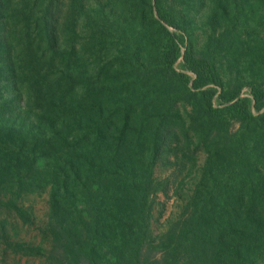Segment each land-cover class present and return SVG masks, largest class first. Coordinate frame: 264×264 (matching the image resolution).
<instances>
[{
  "label": "trees",
  "instance_id": "obj_1",
  "mask_svg": "<svg viewBox=\"0 0 264 264\" xmlns=\"http://www.w3.org/2000/svg\"><path fill=\"white\" fill-rule=\"evenodd\" d=\"M66 1L0 0V204L26 221L21 199L48 188L42 231L62 264H257L264 0ZM198 150L185 209L156 238L171 181L157 165L193 167Z\"/></svg>",
  "mask_w": 264,
  "mask_h": 264
},
{
  "label": "rangeland",
  "instance_id": "obj_2",
  "mask_svg": "<svg viewBox=\"0 0 264 264\" xmlns=\"http://www.w3.org/2000/svg\"><path fill=\"white\" fill-rule=\"evenodd\" d=\"M84 1L86 8L93 9L98 8L99 1L105 2L106 0ZM69 2L70 0L66 1L68 5ZM64 10L67 9L64 8ZM167 27L171 31H176V28L172 25L167 24ZM176 67L183 70L180 61L176 64ZM190 73L192 74V72ZM242 94L250 95L248 85L243 88ZM216 105L222 106L219 102H216ZM186 107L187 109L190 108L189 105ZM233 122L231 130L234 132L239 126L237 122ZM196 155V162H194L193 167L182 168L164 162L157 165L156 177L159 180L170 178L171 181L165 191L159 189L153 196L154 211L151 228L156 238L167 231L171 223L178 219L185 209L198 177V171L206 159V153L202 150H198ZM21 203L24 204L30 214V218L26 221L6 205L0 204V219L5 221V228L0 231V264H62L53 257L55 253L52 249L51 237L42 231L48 221L49 189L43 188L28 193L23 196ZM162 251V249H159L158 257L162 256L164 253ZM108 254L111 255V253ZM114 261L113 258L112 262L114 263ZM102 264H105L103 260ZM257 264H264V254H262Z\"/></svg>",
  "mask_w": 264,
  "mask_h": 264
}]
</instances>
